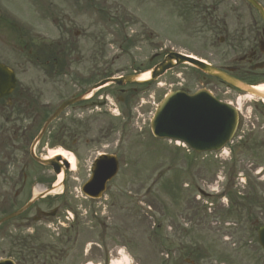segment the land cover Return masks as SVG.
I'll return each mask as SVG.
<instances>
[{
  "label": "flooded vegetation",
  "instance_id": "obj_1",
  "mask_svg": "<svg viewBox=\"0 0 264 264\" xmlns=\"http://www.w3.org/2000/svg\"><path fill=\"white\" fill-rule=\"evenodd\" d=\"M5 1L0 0V8ZM32 2L31 17L13 19L0 10V53L13 51L19 70L11 94L0 98V218L22 211L0 225V260L23 264L27 249L41 264H84L88 259L108 264L128 244L112 239L114 225L103 216V199H87L82 187L98 157H117L119 104H128L136 90L98 87L115 78L114 60L107 61L102 40L104 35L115 38L118 49L127 53L126 43L155 35L144 26L135 30L130 0ZM168 5L192 33L197 57L242 82L262 83L250 78L264 77V68L253 70L264 62V23L258 15H247L245 0H146L150 16L160 9L162 31ZM89 33L100 47L84 51L78 39ZM162 54L165 50L154 55ZM30 68L33 73L26 78ZM200 84L215 94L216 87L233 93L205 76ZM108 147L111 152L104 151ZM41 232L52 239L41 240Z\"/></svg>",
  "mask_w": 264,
  "mask_h": 264
},
{
  "label": "rangeland",
  "instance_id": "obj_2",
  "mask_svg": "<svg viewBox=\"0 0 264 264\" xmlns=\"http://www.w3.org/2000/svg\"><path fill=\"white\" fill-rule=\"evenodd\" d=\"M133 1L137 22L143 24L144 0ZM19 2H23L24 11H32L26 0H6L0 10L17 15ZM247 15L255 13L248 8ZM177 23L182 27L180 19L167 18L166 30L158 40L175 52L196 54L192 33L186 31L184 35L180 28L175 30L170 25ZM104 37L103 46L115 48L113 40ZM146 44L142 39L131 47L134 67L148 58ZM6 51L0 58L19 74L13 65L16 54ZM127 58L121 56V63L114 66L118 69L115 76L130 73L132 63L127 64ZM32 73L30 68L26 78ZM201 77L191 65L180 66L153 84L148 93L131 100L124 115L120 110L115 135L119 139V168L109 183L103 216L114 225L112 239L119 245L128 244L119 249L129 256L130 264H182L184 260L191 264H264V253L256 239V228L264 224V105L216 87L219 98L240 108L231 142L216 153L193 154L174 142L156 140L150 133L149 122L164 95L179 89L192 93L200 89ZM104 151L111 152L112 148ZM199 191L207 197H201ZM46 234L41 232L40 239L51 240ZM90 247L91 241L85 249ZM28 253L32 252L25 249L23 264H41ZM94 261L88 259L85 264H96Z\"/></svg>",
  "mask_w": 264,
  "mask_h": 264
},
{
  "label": "water",
  "instance_id": "obj_3",
  "mask_svg": "<svg viewBox=\"0 0 264 264\" xmlns=\"http://www.w3.org/2000/svg\"><path fill=\"white\" fill-rule=\"evenodd\" d=\"M264 20L263 9L254 1L247 0ZM176 62V64L173 63ZM184 61H188L205 74L218 78L241 92L249 93L258 98H264V92L255 90L225 74L196 61L181 57L170 56L150 77L155 80L166 70ZM132 82L131 78L126 79ZM122 84L121 81H115ZM13 86V76L0 66V97L8 94ZM237 122L236 112L225 105L219 104L205 91H199L189 96L182 92H174L159 106L151 122V130L158 138H173L181 140L197 151L217 150L233 135ZM112 158L105 157L97 162V170L88 186L89 190L102 191V184L111 179L117 165ZM103 181V183H102ZM259 243L264 249V227L259 230ZM9 264V263H0Z\"/></svg>",
  "mask_w": 264,
  "mask_h": 264
},
{
  "label": "bare ground",
  "instance_id": "obj_4",
  "mask_svg": "<svg viewBox=\"0 0 264 264\" xmlns=\"http://www.w3.org/2000/svg\"><path fill=\"white\" fill-rule=\"evenodd\" d=\"M257 90L258 91H264V85L263 86H259L257 88ZM243 98L244 99H254V97L249 95V94L244 95ZM262 102L264 103V100H262ZM239 105H240V100H239ZM88 264H91V263H88ZM111 264H130V263H129V260L126 257L123 256L121 260L114 261Z\"/></svg>",
  "mask_w": 264,
  "mask_h": 264
}]
</instances>
